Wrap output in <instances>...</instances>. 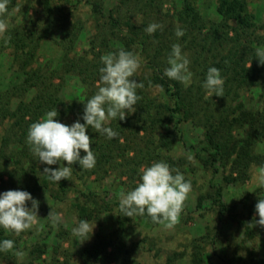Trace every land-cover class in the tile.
I'll return each instance as SVG.
<instances>
[{
	"label": "rangeland",
	"instance_id": "rangeland-1",
	"mask_svg": "<svg viewBox=\"0 0 264 264\" xmlns=\"http://www.w3.org/2000/svg\"><path fill=\"white\" fill-rule=\"evenodd\" d=\"M93 1L103 5L104 13L120 7V0H50L52 9L48 10L43 0H8L7 10L0 13V21L6 25V30L0 33V92H15V88L23 83L22 63L14 57L13 48H1L3 43L21 32L31 33V38L36 43L30 67L41 71L45 77L52 78V89L58 90L63 99L74 100L81 97L83 86L79 77L73 72H67L62 65L64 51L60 42L66 32L80 28L75 36L73 50L78 54L89 50V40L96 30L95 18L87 2ZM194 3L204 19L213 22L220 20L215 0H194ZM153 4L156 6V21L169 26L182 0H155ZM249 4V11L254 14L259 25H264V0H255ZM125 9L126 7H122L123 11ZM140 20V16L134 15L132 22L139 25ZM45 26H49V30ZM258 33L262 34L263 31L259 30ZM119 46L118 43H112L113 48ZM26 50L27 48L21 52ZM141 61L143 58L140 57L137 73L144 69ZM150 92L151 96L163 100L157 88ZM205 98L216 99V96L209 98L206 92ZM18 100L13 98L12 108H15ZM238 103L248 109L259 108L261 104L254 89L239 90L237 97L227 103L229 111H233ZM73 122L70 116L61 121L66 125ZM10 124L11 120H2L0 114V136ZM109 124L110 120L105 126ZM195 125L191 121H180L174 128L164 126L151 134L142 131L124 134L119 142H115L114 160L109 164L110 167H106L107 173L83 179L71 175L67 180V192L59 200L52 196L55 185L49 183L47 189L42 188L28 165H16L7 161V158H2L1 154L0 192L27 191L38 201V210L32 226L18 236L0 228L4 236L14 241V248L0 255V264H51L54 256L62 261L64 253L69 255L71 263L84 264L82 251L97 242V245L105 244L107 238L113 235L120 192L134 188L142 168L154 162L147 160L148 157L145 156L148 155L143 156L142 152L145 153L146 148L154 149L159 136L167 130H171L173 134V143L169 148L158 147L156 154L161 161L169 159L175 162V169L183 173L185 179L191 180L192 190L183 203L178 221L171 227L166 226L167 222L154 225L146 217H131L122 245L131 251L133 264H164L168 258L173 259L170 264H192L191 258L195 251L201 252L202 264H264V227L256 223L259 217L255 212L256 203L264 198V188H260L257 183V174L264 162L261 165L252 163L244 179L241 177L238 181L227 184L224 180L228 174L227 169L218 167V172L214 174L212 168L204 164L206 154L202 150L205 147L203 131ZM151 141L154 144L150 145ZM2 148L10 151V155L16 152L13 144L4 147L0 137V150ZM253 152L255 156L264 159V144L257 145ZM189 156L193 158L191 161L188 160ZM38 166L39 164L36 167ZM217 192L221 194V199ZM218 199L221 200V205L217 202ZM84 204L91 211L104 204L108 207L107 211H101L88 221L95 223L91 238L84 243H77L73 241L71 229L79 220L77 206ZM26 206L30 208V202H26ZM48 214L56 216L58 224H52ZM241 221L251 224L249 234H245ZM115 248H121V244ZM112 250L113 247H108L107 252ZM123 250L119 252V256H123ZM91 262L123 264L119 260L109 261L104 252L100 259H91Z\"/></svg>",
	"mask_w": 264,
	"mask_h": 264
},
{
	"label": "trees",
	"instance_id": "trees-1",
	"mask_svg": "<svg viewBox=\"0 0 264 264\" xmlns=\"http://www.w3.org/2000/svg\"><path fill=\"white\" fill-rule=\"evenodd\" d=\"M43 1L48 10H51L50 0ZM252 1L255 0H215L216 12L220 20L213 22L202 17L194 0H182L169 26L154 18L155 0H120L118 3L120 7L107 10V13H104V7L99 2H87L95 18L96 30L89 40V52L78 54L73 50L75 36L80 28L66 32L60 42L64 51L63 67L67 72L75 73L83 86V95L74 100L60 97L59 91L52 89V78L45 77L41 71L30 67L35 53L34 38H31V33H16L12 39L3 43L1 48H13L14 57L22 63L23 83L15 88V92H0L1 119L11 120L10 126L5 128V133L0 137L4 147L10 144L16 147V154L10 155V151L2 148L0 155L16 165H28L35 180L38 179L37 182L42 188L47 189L51 182L43 173V169L57 168L60 165L47 166L32 155L25 143L29 126L53 108L58 112V116L54 119L60 122L68 116L74 121L80 119L83 114V102L98 89L96 82L99 81L98 69L102 66L101 57L105 53H115L124 49L138 53L139 57L143 58L141 61L144 65L143 71L136 72L132 77L143 84L142 88L136 90L140 99L134 105L135 111L126 114L123 121L110 120L108 127L118 133L117 137L108 140L95 129L91 127L86 129L96 163L92 169L79 168L77 163H73L72 175L83 179L91 175L97 177L101 173H107L106 167L114 160L115 142H119L124 134L140 133V131L151 134L164 126L169 129L171 126L174 128L180 121H191L203 131L205 147L202 150L206 154L204 164H208L214 174L218 172V167L227 169L228 174L224 178L227 184L234 183L241 177L244 179L252 163L257 162L261 165L264 162L263 158L255 156L253 152L257 145L264 144V65L259 64L254 58L258 48L264 50V25H259L254 14L249 11V3ZM122 7H126L125 11ZM134 15L141 17L139 25L132 22ZM151 23H159L162 29L148 34L145 29ZM45 27L49 30V26ZM177 28L184 31V35L180 38L174 34ZM259 30L263 33H258ZM112 43H118L120 46L113 48ZM174 43L181 45L182 53L190 61L189 71L192 75L188 83L170 80L163 75V70L168 67L167 57L171 45ZM29 45L33 47L28 48ZM25 48L27 50L22 53L21 50ZM209 66L220 70L224 80L223 97L205 98L206 90L201 87V82ZM154 88L160 91L162 101L150 95V91ZM253 89L257 91L258 101L261 103L259 108L248 109L238 103L233 111H229L230 106L227 103L237 97L239 90ZM13 98L19 99L15 108L11 107ZM80 122L83 123V120ZM172 143L173 134L171 130H167L159 136L158 144L154 149L146 148L142 155H148L145 157H148L149 161H161L156 149L169 148ZM152 144L153 141L150 145ZM83 154L81 150V155ZM166 162L175 169V162L169 159ZM63 163L66 165V162ZM51 184L56 186L52 195L55 200L66 194V179L62 178L59 185ZM217 196L221 199L219 192ZM219 199L217 202L220 204ZM107 207L104 204L91 211L85 204L78 205V219L90 221L101 211H107ZM116 210L118 216L113 235L109 236L103 245H97V242L84 249L81 254L84 264H91V259H100L102 252L109 261L119 260L123 264H133L130 258L131 251L122 245V238L132 219L123 216L119 211V203H116ZM146 219L153 223L149 217ZM241 225H244L245 234L251 232V224L241 221ZM3 239L8 237L4 236L3 230H0V240ZM120 244L121 248L116 249L115 247ZM108 247H113L114 250L107 252ZM122 250L123 256H119ZM62 256V261L54 256L51 264H73L68 254L64 253ZM172 261V258H168L164 264H170ZM191 261L192 264H202L201 252L195 251Z\"/></svg>",
	"mask_w": 264,
	"mask_h": 264
},
{
	"label": "clouds",
	"instance_id": "clouds-1",
	"mask_svg": "<svg viewBox=\"0 0 264 264\" xmlns=\"http://www.w3.org/2000/svg\"><path fill=\"white\" fill-rule=\"evenodd\" d=\"M8 0H0V13L7 10ZM162 29L159 23H151L145 31L148 34ZM6 30V25L0 21V33ZM175 36L184 35L183 29L177 28ZM259 64L264 65V50L257 49L255 57ZM102 66L98 69V89L94 95L83 102V114L71 125L54 119L58 116L55 108L47 111L40 120L32 123L25 138L32 155L39 162L57 168L45 167L43 173L47 179L59 185L63 178L68 180L72 175V165L77 163L79 168L92 169L96 163L95 154L90 148V138L86 129L91 127L96 132L111 140L118 133L111 127L105 126L109 120L123 121L126 114L135 111L134 105L140 99L137 88L143 84L132 79L140 67L138 53L120 49L115 53H108L101 57ZM167 64L163 75L170 80L185 83L190 80V61L182 53L181 45L174 43L167 57ZM224 80L220 70L209 66L205 72L201 87L206 90L208 97L213 95L223 97ZM127 110V112L125 111ZM83 120V123L80 122ZM81 150L83 155H81ZM193 158L188 157L191 161ZM66 162V165L63 163ZM175 173V174H173ZM257 183L264 188V166L259 168ZM192 190L190 179H185L178 169L170 168L165 161H155L144 166L139 174L135 187L119 194V211L125 217H149L153 223H166L171 227L179 218L183 203ZM30 202L31 207L26 206ZM38 201L31 194L23 190H7L0 192V228L13 235L29 229L37 218ZM255 212L259 219L257 224L264 227V198H260L255 205ZM52 224H58V218L48 214ZM95 223L86 219L75 222L71 229L73 241L84 243L91 238ZM12 239L0 240V252L12 250Z\"/></svg>",
	"mask_w": 264,
	"mask_h": 264
}]
</instances>
